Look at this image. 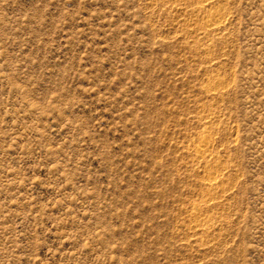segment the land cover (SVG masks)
I'll list each match as a JSON object with an SVG mask.
<instances>
[{
	"label": "rangeland",
	"instance_id": "rangeland-1",
	"mask_svg": "<svg viewBox=\"0 0 264 264\" xmlns=\"http://www.w3.org/2000/svg\"><path fill=\"white\" fill-rule=\"evenodd\" d=\"M0 264H264V0H0Z\"/></svg>",
	"mask_w": 264,
	"mask_h": 264
},
{
	"label": "bare ground",
	"instance_id": "bare-ground-1",
	"mask_svg": "<svg viewBox=\"0 0 264 264\" xmlns=\"http://www.w3.org/2000/svg\"><path fill=\"white\" fill-rule=\"evenodd\" d=\"M203 150V149H202Z\"/></svg>",
	"mask_w": 264,
	"mask_h": 264
}]
</instances>
